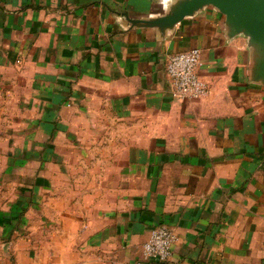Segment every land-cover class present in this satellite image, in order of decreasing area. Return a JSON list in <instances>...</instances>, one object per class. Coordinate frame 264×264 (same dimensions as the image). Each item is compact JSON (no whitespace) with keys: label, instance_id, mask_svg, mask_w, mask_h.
<instances>
[{"label":"crops","instance_id":"crops-1","mask_svg":"<svg viewBox=\"0 0 264 264\" xmlns=\"http://www.w3.org/2000/svg\"><path fill=\"white\" fill-rule=\"evenodd\" d=\"M177 1L0 0V179L35 163L69 165L78 178L18 188L35 215L23 237L18 223L0 224V264H264L255 49L213 8L165 32L131 23ZM192 49L209 91L180 99L167 64ZM44 104L57 107L53 129ZM160 225L177 238L165 263L143 250Z\"/></svg>","mask_w":264,"mask_h":264},{"label":"water","instance_id":"water-1","mask_svg":"<svg viewBox=\"0 0 264 264\" xmlns=\"http://www.w3.org/2000/svg\"><path fill=\"white\" fill-rule=\"evenodd\" d=\"M206 8L216 9L225 16L230 37L243 34L249 38L256 54L253 78L264 84V0H178L162 18L131 23L165 32Z\"/></svg>","mask_w":264,"mask_h":264},{"label":"built area","instance_id":"built-area-1","mask_svg":"<svg viewBox=\"0 0 264 264\" xmlns=\"http://www.w3.org/2000/svg\"><path fill=\"white\" fill-rule=\"evenodd\" d=\"M202 63L199 49L176 53L169 58L167 72L174 82V96L180 99H201L208 94V86L200 78L198 68ZM177 238L166 225L154 228L144 245L145 258L151 262L165 263L173 256Z\"/></svg>","mask_w":264,"mask_h":264},{"label":"rangeland","instance_id":"rangeland-1","mask_svg":"<svg viewBox=\"0 0 264 264\" xmlns=\"http://www.w3.org/2000/svg\"><path fill=\"white\" fill-rule=\"evenodd\" d=\"M22 101H23V103L21 104L22 107H25L26 105H28V103L25 102V100H22ZM26 101H28V100L26 99ZM4 105L6 107L5 111H8V107H10L9 109L14 108L13 104L8 103V102L4 103ZM56 108L57 107L53 106V104L50 105L49 107H46V105L44 104L43 110H46L49 113L50 119H51L53 117V113L56 112ZM50 119L48 122L51 125L50 128L53 129L54 125L52 126V124L53 123L55 124L56 120L53 118H52V120H50ZM8 123H9L8 118H4L2 116L0 117V126L1 127L6 129L8 127ZM51 131L52 130H50V132ZM21 141H23V139H21ZM21 141L19 139L16 140L18 151L20 150L19 145H20ZM3 142H5V140ZM19 152H21V151H19ZM64 155H66V154H64ZM19 156L23 159H24V156L29 157L28 154L26 156V154H21V153L19 154ZM66 158H68L69 160H72V156L70 157L69 154L66 155ZM68 159H65L66 164L70 162ZM83 162H84V160H81V163H83ZM63 170H64V172H63ZM74 176H75L74 171H73L72 167H70L69 165L67 167H65V169H62L60 166L58 167L57 165H51L50 164V165H48V167L41 169L39 166V163H35L30 168L23 169V170H21V172L18 171V174L16 177L17 179H0V205H3V203H5V202L9 203L10 200H11V202L15 201V199H17V197L21 194L18 192L19 187L22 189L28 188L29 192H31L30 184L26 185L27 183H29V181L32 182L31 183L32 191L35 190V192L38 194V190H39L38 186L40 183L45 184V183L49 182L51 179H78V178H74ZM20 179H22V180L25 179V180H24V182L20 183ZM24 187H26V188H24ZM37 188H38V190L36 191ZM10 197H12V198L9 199ZM19 200H20V198L18 197V201H16L15 205L12 207V209H13L12 213H10L9 215H3L2 218L0 217V224L2 226H6V225H13L14 222L18 223L20 226H18L17 234H18V236L23 237L24 232L26 231L25 229H23V227H21L22 225H24V223H23L24 219H27L29 213H31V215H35L33 213H34L36 208L35 209L32 208V209L27 210L26 202H24L23 200H20V201ZM24 213L26 216H24ZM23 216L25 218H23ZM34 218L35 219H33L32 221L30 219V221L34 224H38L40 222L39 219H37L36 217H34ZM20 227L23 229V231H20Z\"/></svg>","mask_w":264,"mask_h":264}]
</instances>
